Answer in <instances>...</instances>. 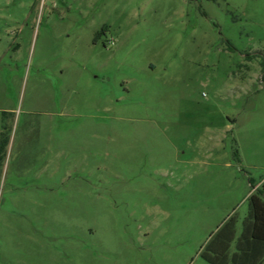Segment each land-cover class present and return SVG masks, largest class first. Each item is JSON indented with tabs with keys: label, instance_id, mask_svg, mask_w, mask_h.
<instances>
[{
	"label": "rangeland",
	"instance_id": "obj_1",
	"mask_svg": "<svg viewBox=\"0 0 264 264\" xmlns=\"http://www.w3.org/2000/svg\"><path fill=\"white\" fill-rule=\"evenodd\" d=\"M263 180L264 0H0V264H211Z\"/></svg>",
	"mask_w": 264,
	"mask_h": 264
},
{
	"label": "trees",
	"instance_id": "obj_2",
	"mask_svg": "<svg viewBox=\"0 0 264 264\" xmlns=\"http://www.w3.org/2000/svg\"><path fill=\"white\" fill-rule=\"evenodd\" d=\"M250 196L251 207L244 222V230L236 244V252L230 257L232 242L236 237L234 227L219 233L210 243L211 251L205 258L211 264H261L264 260V180L254 184Z\"/></svg>",
	"mask_w": 264,
	"mask_h": 264
},
{
	"label": "crops",
	"instance_id": "obj_3",
	"mask_svg": "<svg viewBox=\"0 0 264 264\" xmlns=\"http://www.w3.org/2000/svg\"><path fill=\"white\" fill-rule=\"evenodd\" d=\"M261 182H262V181H261ZM261 182H260V183H261ZM260 183H258V185H260Z\"/></svg>",
	"mask_w": 264,
	"mask_h": 264
}]
</instances>
